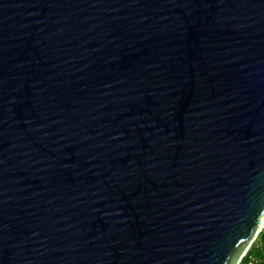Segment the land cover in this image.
I'll return each instance as SVG.
<instances>
[{
	"label": "water",
	"instance_id": "obj_1",
	"mask_svg": "<svg viewBox=\"0 0 264 264\" xmlns=\"http://www.w3.org/2000/svg\"><path fill=\"white\" fill-rule=\"evenodd\" d=\"M264 230V0H0V264H241Z\"/></svg>",
	"mask_w": 264,
	"mask_h": 264
},
{
	"label": "trees",
	"instance_id": "obj_2",
	"mask_svg": "<svg viewBox=\"0 0 264 264\" xmlns=\"http://www.w3.org/2000/svg\"><path fill=\"white\" fill-rule=\"evenodd\" d=\"M260 243L258 246H252L241 264H264V230L258 237Z\"/></svg>",
	"mask_w": 264,
	"mask_h": 264
},
{
	"label": "rangeland",
	"instance_id": "obj_3",
	"mask_svg": "<svg viewBox=\"0 0 264 264\" xmlns=\"http://www.w3.org/2000/svg\"><path fill=\"white\" fill-rule=\"evenodd\" d=\"M259 243H260V239L258 238V239L254 242L253 246H254V247H255V246H258Z\"/></svg>",
	"mask_w": 264,
	"mask_h": 264
}]
</instances>
